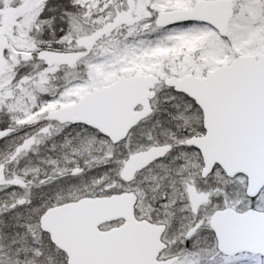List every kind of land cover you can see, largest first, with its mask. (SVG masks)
Masks as SVG:
<instances>
[{
	"label": "snow or ice",
	"instance_id": "snow-or-ice-1",
	"mask_svg": "<svg viewBox=\"0 0 264 264\" xmlns=\"http://www.w3.org/2000/svg\"><path fill=\"white\" fill-rule=\"evenodd\" d=\"M0 264H264V0H0Z\"/></svg>",
	"mask_w": 264,
	"mask_h": 264
}]
</instances>
